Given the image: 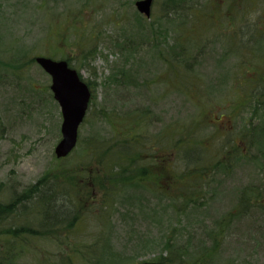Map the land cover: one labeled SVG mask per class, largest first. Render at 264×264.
Returning a JSON list of instances; mask_svg holds the SVG:
<instances>
[{
    "label": "rangeland",
    "instance_id": "374dc122",
    "mask_svg": "<svg viewBox=\"0 0 264 264\" xmlns=\"http://www.w3.org/2000/svg\"><path fill=\"white\" fill-rule=\"evenodd\" d=\"M137 1L0 0V200L48 176L78 217L20 264H264V0H198L207 19L170 21L166 0L149 18ZM37 56L70 61L91 92L63 159ZM125 141L164 184L112 179Z\"/></svg>",
    "mask_w": 264,
    "mask_h": 264
},
{
    "label": "trees",
    "instance_id": "16d2710c",
    "mask_svg": "<svg viewBox=\"0 0 264 264\" xmlns=\"http://www.w3.org/2000/svg\"><path fill=\"white\" fill-rule=\"evenodd\" d=\"M166 6V19L169 21L180 15L188 19H190V17L187 15H190L193 19L197 17H205L204 19H207L210 16L208 14V9L199 4L198 0H166ZM168 17L171 19H168ZM183 21L188 23L187 20ZM205 21L209 22V20ZM151 32L153 33V31ZM23 54H25L24 51ZM23 54L21 55L23 56ZM51 56L53 57L54 55ZM17 60L21 61L20 58ZM20 61H15L12 65L21 64L22 61ZM31 61L35 60L32 59ZM68 63L71 65L70 61H68ZM128 144L129 143L125 141L116 146L119 160L123 159L124 156L126 158L125 161H123L125 162L123 165H117L118 169L114 174L111 172L112 179L116 180L115 182L118 184L119 182H128L130 183L129 185L134 188L137 185L140 186L141 182L144 180L143 177L149 174L152 185L164 184L167 178L160 176V182H157L158 184L155 183V177L156 180L159 178L157 175L155 176L152 171V166L153 162L155 163L158 161H156L153 153L151 154V150H149V148L147 149L150 151V154L147 153L146 156L147 159L152 162V165L148 163L141 166L138 162L136 153L130 152L125 155L126 151L130 149V147L128 148L127 146ZM108 147L104 148L101 152L102 157H105L104 154H106L105 151L109 150ZM164 159L165 160L161 162H165L166 157ZM62 175L64 176L63 173ZM102 175L105 177L108 176L105 170L104 174L102 172ZM47 177L40 179L35 184L27 186L21 191L8 190L10 192L9 198L6 201L0 200V264L22 263V258L25 254H28V252L30 254L35 252V250L33 252V249H35L33 248L35 241L46 238L47 235L56 232V229L69 233L74 230V225L78 219L77 209H75L77 206L73 205L72 209L68 211L69 208L65 207L68 204L58 201L60 199H57L58 194L56 195L55 192L52 194L54 183H51L49 180L47 181ZM64 179L69 182L71 181V177L67 179L64 176ZM57 189L60 192L64 187L58 186ZM135 201L133 197L132 206H137V204H139L135 203ZM137 201L140 202V200ZM49 204H51V206ZM78 206L80 208L82 207L81 204ZM29 219L30 221H28ZM49 238L51 237L49 236ZM162 262L167 264L166 257L163 258ZM67 263H73L72 259H67L65 264Z\"/></svg>",
    "mask_w": 264,
    "mask_h": 264
},
{
    "label": "water",
    "instance_id": "95a60500",
    "mask_svg": "<svg viewBox=\"0 0 264 264\" xmlns=\"http://www.w3.org/2000/svg\"><path fill=\"white\" fill-rule=\"evenodd\" d=\"M152 4L153 0H138L135 7L140 14L149 18ZM35 63L49 75L51 79L50 90L60 107L62 116L61 140L55 147L54 153L58 159L65 158L77 145L79 127L87 114L91 93L88 85L81 79L78 72L69 66L67 61L37 56Z\"/></svg>",
    "mask_w": 264,
    "mask_h": 264
}]
</instances>
